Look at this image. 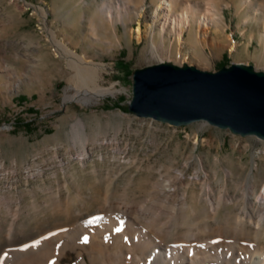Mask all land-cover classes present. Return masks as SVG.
<instances>
[{"label":"rangeland","instance_id":"1","mask_svg":"<svg viewBox=\"0 0 264 264\" xmlns=\"http://www.w3.org/2000/svg\"><path fill=\"white\" fill-rule=\"evenodd\" d=\"M157 2L0 0V264L8 249L115 212L167 246L218 251L239 242L264 250V140L128 110L132 72L160 62L264 72V0H172L173 14L182 4L207 6L217 20L206 41L192 22L180 52L169 53L176 42L165 37L158 56L151 38L158 47L162 38L144 26ZM104 3L128 5L130 17L109 22ZM66 50L96 70L97 87L76 79ZM122 203L131 211L117 209ZM71 249L61 264H76ZM28 250L36 251L27 247L18 260Z\"/></svg>","mask_w":264,"mask_h":264},{"label":"bare ground","instance_id":"2","mask_svg":"<svg viewBox=\"0 0 264 264\" xmlns=\"http://www.w3.org/2000/svg\"><path fill=\"white\" fill-rule=\"evenodd\" d=\"M172 0H158L152 5L150 10L152 15L151 24L144 25L148 29L155 28L162 38L159 47L155 43V37L151 38V51L154 55H159V49L164 46V38L173 37L176 47L173 44L168 46L171 53L176 48L181 51L185 43L184 34L191 28L192 22L204 27V41L207 37V29L213 26L217 18L213 17L215 12L205 6L203 9H193L189 5H180V13L173 14ZM250 5L252 3L250 2ZM101 13L109 22L123 20L130 17L128 5L116 4L114 7L104 3L100 8ZM256 11V10H255ZM138 18L142 13L137 14ZM135 29L137 37H141V27L138 20ZM94 30V27L92 28ZM112 43V42H110ZM213 44H209L211 47ZM230 50H235L232 46ZM66 55L70 58L69 65L74 68V75L84 86L89 84L97 87L98 75L95 69L89 70L84 67L86 60L75 53L66 50ZM79 124L83 127L82 123ZM259 199L261 205L264 202L263 194ZM132 204V203H131ZM128 203L118 204V208L131 211ZM120 211V210H118ZM121 213L94 215L86 221L75 224L69 230H61L48 235V238H40L34 242L22 246L18 249H8L2 256L3 264L6 261L10 264H61V259L66 256V249L75 253L76 264H87L86 258L91 264H264V250L259 246L243 247L239 242L225 244L217 251L208 248V245H185L175 243L167 246L160 243L148 231L142 229L134 220L126 219ZM132 219V217H131ZM69 231V232H68ZM65 232L66 239L63 240L61 233ZM64 234V233H63ZM54 238V239H52ZM51 239V240H49ZM16 240L13 233L9 235V245L11 247ZM8 245V246H9ZM32 247L36 251L28 250L25 256L18 260L22 250ZM15 248V247H14ZM215 253V255L211 254Z\"/></svg>","mask_w":264,"mask_h":264},{"label":"water","instance_id":"3","mask_svg":"<svg viewBox=\"0 0 264 264\" xmlns=\"http://www.w3.org/2000/svg\"><path fill=\"white\" fill-rule=\"evenodd\" d=\"M128 110L172 126L198 121L264 140V72L231 63L216 72L160 62L132 72Z\"/></svg>","mask_w":264,"mask_h":264},{"label":"trees","instance_id":"4","mask_svg":"<svg viewBox=\"0 0 264 264\" xmlns=\"http://www.w3.org/2000/svg\"><path fill=\"white\" fill-rule=\"evenodd\" d=\"M221 67H223V66H221ZM221 67H220V68H221ZM26 125H27V124H25V126H26Z\"/></svg>","mask_w":264,"mask_h":264}]
</instances>
